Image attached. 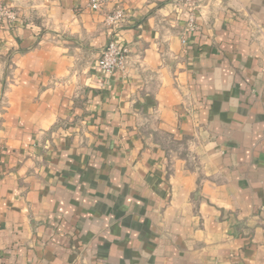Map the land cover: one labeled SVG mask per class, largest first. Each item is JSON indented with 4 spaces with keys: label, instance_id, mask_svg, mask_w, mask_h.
Returning a JSON list of instances; mask_svg holds the SVG:
<instances>
[{
    "label": "crops",
    "instance_id": "crops-1",
    "mask_svg": "<svg viewBox=\"0 0 264 264\" xmlns=\"http://www.w3.org/2000/svg\"><path fill=\"white\" fill-rule=\"evenodd\" d=\"M89 2L0 0V264H264V0Z\"/></svg>",
    "mask_w": 264,
    "mask_h": 264
},
{
    "label": "built area",
    "instance_id": "built-area-1",
    "mask_svg": "<svg viewBox=\"0 0 264 264\" xmlns=\"http://www.w3.org/2000/svg\"><path fill=\"white\" fill-rule=\"evenodd\" d=\"M108 0H90L89 6L94 11L104 9ZM192 2L193 0H187ZM7 16L14 19L15 16L8 9L0 5V17ZM126 17V13L120 4L106 14L105 22L112 29H117ZM129 55V48L119 34H115L101 51L97 61L98 67L105 73L111 74L118 69H124Z\"/></svg>",
    "mask_w": 264,
    "mask_h": 264
}]
</instances>
